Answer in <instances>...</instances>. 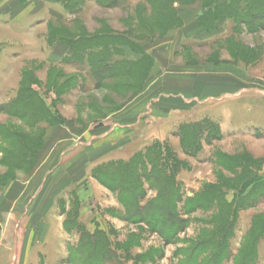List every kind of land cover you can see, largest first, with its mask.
Masks as SVG:
<instances>
[{"label": "rangeland", "instance_id": "rangeland-1", "mask_svg": "<svg viewBox=\"0 0 264 264\" xmlns=\"http://www.w3.org/2000/svg\"><path fill=\"white\" fill-rule=\"evenodd\" d=\"M144 1L140 0L134 9L135 3L132 7L130 0L119 12L100 5L98 0H87L84 5L90 3L91 10L80 18L94 32L86 29L82 19L71 25L59 23L50 27V31L54 28L68 40L78 36L82 40L95 39L87 44L90 49L113 45H108L109 51L114 50L112 54L118 60L129 64L116 79L107 77L102 84L96 72L93 75L89 71L86 56L83 59L65 42L59 49L74 52L73 58L64 53L58 63H50L45 57L38 58L31 42L25 51L12 49L7 69H0V90L3 86H17L21 70L26 72L21 112L17 105L0 109V264L12 261L16 232L20 233L16 264H71L69 246L78 244L80 229L90 234L105 232L124 264H181L186 259L184 254L205 243L209 236H219L213 252H218L223 243L227 247L220 264H247V254L251 252L254 257L249 264H264V130L228 126L225 104L219 103L192 106L182 110V117L180 113L168 116V111L159 110L154 112L158 114L156 118H143L140 124L128 126L145 114L151 99L170 92L160 81L157 88L142 95L148 79H152L153 62L143 56L150 49L140 46L157 37L165 23L155 22L153 16V27L161 30L153 36H146L144 28H135L132 34H144L139 43H125V37H121L138 25L136 15L146 5ZM10 4L15 12L22 8V0H11ZM96 6L102 10H94ZM99 17L117 22L123 31L115 32L105 20L99 25ZM239 23L238 32L240 28L248 38L257 32V26L243 27ZM100 34L105 39L97 40ZM26 39L33 41L31 35H26ZM91 58L94 61L93 55ZM10 69L12 75L7 77ZM189 87L180 90L188 96L195 92ZM177 89L173 92L179 93ZM38 91L44 93L56 118L38 99ZM14 95H1L0 99L12 100ZM125 105L127 109L120 113ZM65 125L69 139L40 154L51 127ZM156 143L167 153V164L174 166L184 195L178 204V215L187 221V228L171 243L147 224L133 221L131 210L119 201L117 192L104 186L94 174L102 165L128 162ZM143 186L145 205L158 191L148 181H143ZM193 198L203 208L186 214L185 203ZM80 199L84 208L80 207ZM63 218L67 220L64 230L70 235L63 233ZM49 242L50 254L34 253Z\"/></svg>", "mask_w": 264, "mask_h": 264}, {"label": "crops", "instance_id": "crops-1", "mask_svg": "<svg viewBox=\"0 0 264 264\" xmlns=\"http://www.w3.org/2000/svg\"><path fill=\"white\" fill-rule=\"evenodd\" d=\"M133 1L131 0L132 7L135 3L134 9H136L140 0ZM256 1L263 14L257 19L259 23L257 32L250 34V39L243 34L244 31L240 28L238 32L239 20L235 17L237 12L234 8L231 10L230 7L240 5L245 8L249 2ZM10 3L11 0H0V69L5 66L7 69L12 49L22 48V51H25L24 48L30 46L31 42L35 45L38 58L45 57L50 63H58L59 56L64 53L65 56H71L72 53L69 50L67 53L65 49H59L60 46H65L61 41L50 37V27L59 23L71 25L77 19H82L80 15L83 14L85 17L91 10L90 3L87 7L83 5L77 10H68L61 0H22V8L15 12ZM124 5L115 7L114 10L121 12L124 10ZM173 6L178 13V24L168 28L164 34L141 44L150 49L148 53L153 57V66L150 71L152 79H148L142 95L150 88H157L156 84L159 86L160 81L164 85L162 87H168L170 92L164 91L160 97L151 99V105L147 107L145 114L139 117L134 124H128V126L133 127L136 122L140 124L143 118H156L158 114L154 112L159 110L168 111V116L180 113L179 116L182 117V110H190L195 105L206 107L219 103L225 104L228 126L264 130V0H214L211 7H206L204 0H197L189 5L176 2ZM94 8V10L98 9V12L102 10L99 6ZM224 8H230V12L226 15L222 12ZM216 11L218 16L214 17L212 24L207 26L206 16ZM149 12H151L150 8H148ZM19 15L20 17L17 18ZM103 20L115 32L123 31L120 26L117 27L119 25L117 22L111 23L105 17H99V25L104 22ZM119 22L122 26V20ZM83 24L89 32L95 31H90L89 25L84 20ZM239 25L246 26L241 22ZM13 32L16 33V35L13 34L14 38ZM26 35H31L33 41L26 39ZM21 71L23 73V70ZM22 73L17 86L12 88L3 86L0 96L13 93L15 95L12 99L17 96ZM10 75H12L11 69L7 77ZM187 86H190L189 91H195L188 96L185 90H180L185 87L187 89ZM174 89H177L179 93L173 92ZM1 99L0 106L11 101L7 98L2 101ZM127 107L125 105L119 112H123ZM60 127L52 126L48 131L40 154H45L53 144L64 143L69 139L67 125ZM39 195L40 193L35 195L32 201ZM80 207L84 208L81 199ZM61 214L64 216L66 213ZM65 219L63 218L62 221L63 230ZM20 221H22V215ZM63 233L70 235L66 229ZM49 247L50 242L37 251L35 250L34 253L47 256L50 254ZM19 250L20 233L16 232V239L12 244V261L9 264L17 263Z\"/></svg>", "mask_w": 264, "mask_h": 264}, {"label": "trees", "instance_id": "trees-1", "mask_svg": "<svg viewBox=\"0 0 264 264\" xmlns=\"http://www.w3.org/2000/svg\"><path fill=\"white\" fill-rule=\"evenodd\" d=\"M61 1L65 4V7L68 10H77L81 8L87 0ZM196 1L197 0H145L144 2L146 5L141 6L140 8L138 7L139 9L136 15V22L138 25L132 29L129 28L126 33L121 35V37H125V43H130L132 41H137L139 43L142 39L139 37L144 34H132L131 32H134L135 28H137V30H139V27L144 28L146 36H153L155 33L161 31L160 29L159 31H156V28L153 27V16L155 17V22L163 21L162 23H165V29L158 34L162 35L168 28L177 25L179 22L177 10L174 8L173 4L179 2L182 5H189ZM98 2L106 8H115L123 6L128 0H98ZM213 3L214 0H204V5L206 7H211L210 5ZM250 5L252 6L249 7ZM258 5L259 3L256 1L253 3L249 2L245 8L242 6L240 7V5H236V7L230 5L231 7H229L231 10L233 8L236 10L237 14L235 17L239 22L245 23L246 25L252 24L253 26L258 27L259 23L257 22V19L259 17L261 18V15L263 14L261 12L262 9L259 8L260 5ZM148 8H150L151 14L148 13ZM230 8H224L222 11L223 14H228ZM146 15H148L147 18ZM216 16H218L217 11L214 14L206 16V25H211ZM132 20L133 19H130L131 22ZM110 35H112L111 38L114 37L113 33ZM103 36L104 34H100L96 39L101 40L104 38ZM50 37L53 39L56 38L62 43L65 42L68 44L67 46L74 49V52L77 50V53L84 56L82 57L83 59H85L86 56L87 59L85 62L89 67V71L93 75H95L96 72L98 80H102V84L107 77L116 79L120 76V73L124 72L123 69L129 65L126 62L124 63L128 65H124L123 61L118 60L112 54L114 50L112 53L109 51V47L113 46L111 44H101L95 49L94 47L90 49L87 44L92 43L95 39L88 38L89 40H82L83 38L81 36H69L70 39L68 40L63 38V36L54 28L50 31ZM140 47H142V45ZM74 52H72V55L69 56V58L74 57ZM91 55L94 56V61L92 60ZM96 56L99 57L97 58ZM143 56L151 58L153 62V57L148 52L145 51ZM25 73L26 72H23L17 96L12 99L10 103L1 105V110L17 105V108L20 109L21 112L22 90H24L22 87ZM37 93L38 99L44 103L47 108L53 111L52 105L50 106V104L47 103L44 93L40 91ZM53 115L55 118L57 117V114L54 111ZM167 163V153L159 143H156L155 146H152V148L148 149L145 153L135 154L130 161L110 162L95 169L94 174L97 180H99L104 186L117 192L119 201L128 211L131 210L133 221L147 224L152 231L159 232L166 241L171 243L180 231L187 228L188 223L178 215V204L183 202L184 195L177 184L174 166L171 168ZM143 181H148L150 187L158 191L157 196L151 201H148L145 205H143V200L146 197ZM191 201L192 202L190 203H185L186 214L193 212L195 209L203 208L202 203H199L196 198H193ZM190 206L192 207L191 210H189ZM66 224L67 220L65 221L64 226H66ZM80 231L81 238L78 244L69 246V261L71 264H124V261L119 257L120 255L117 250L112 247L110 239L105 232L98 231L95 234H90L83 229H80ZM218 237L219 236H209L206 238L205 243H201L192 248V250L187 251L184 254L186 259H184L181 264H220L221 260L224 258V254L227 252V247L223 243V246L218 252H213L214 250H217L216 239ZM208 254L210 257L207 258ZM253 257L254 254L252 252L247 254V264L251 262Z\"/></svg>", "mask_w": 264, "mask_h": 264}]
</instances>
